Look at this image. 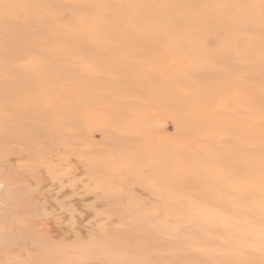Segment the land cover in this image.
Instances as JSON below:
<instances>
[{
    "label": "rangeland",
    "instance_id": "rangeland-1",
    "mask_svg": "<svg viewBox=\"0 0 264 264\" xmlns=\"http://www.w3.org/2000/svg\"><path fill=\"white\" fill-rule=\"evenodd\" d=\"M1 93L0 264H264V0H0Z\"/></svg>",
    "mask_w": 264,
    "mask_h": 264
},
{
    "label": "bare ground",
    "instance_id": "bare-ground-1",
    "mask_svg": "<svg viewBox=\"0 0 264 264\" xmlns=\"http://www.w3.org/2000/svg\"><path fill=\"white\" fill-rule=\"evenodd\" d=\"M185 5H189V4L186 3ZM19 13H20L19 14V16H20L21 13H24V12L20 11ZM13 19H15L14 16H12V18L10 20L18 22L17 20H13ZM23 19L26 20L25 16H24ZM28 23H30V22L28 21ZM8 24L9 25L21 26V24H15V23H11V22L8 23ZM173 24H176V23H173ZM52 27H55V26H52ZM177 28H180V27L177 26ZM51 29H57V27L51 28ZM50 44H52V43H50ZM1 106H4L7 109H10V110H13V111H17V117L16 116H12V117L10 116L9 120L0 119V121L3 122L2 124H0V146H1V143H5V142H6V144L10 143V144H14V145L17 144L19 146L22 145L23 147H21V148L17 147L18 149L16 150L17 151L15 153L16 155H20L21 152H26L27 158H30V159L34 160L37 157H39L40 154H41V152H40L41 148L38 149L37 145L35 144V141L37 139H40V136H41V134H40V132L38 130V127H37L38 120H37L36 115L38 116V111H39L38 108H36L35 105H33L31 102H28L27 104H24V103L18 101V98L15 99L12 96L6 97L4 95V93L0 94V109H1ZM4 115H8V114L5 113ZM15 119H17V120H15ZM27 128H29V130ZM23 129H27L28 132L24 133ZM11 130H14L16 132L12 133V134H7V135L4 134L7 131H11ZM41 151L44 152V150H41ZM1 159H3V158H1ZM47 174L49 175L50 180H54V181L58 180L57 183L59 184V186L63 185V181L62 180H63L64 177L62 175H59V173H52L51 170ZM24 181H26V180H24ZM74 182L75 181H70V184H72ZM21 183H23V182H21ZM3 187H5V186L0 184V193L2 192ZM80 187L83 190L87 191V192H99V191H103V188H104L101 185L98 186L97 184H91V183L90 184L89 183H84ZM109 193H106V194L104 193L102 195V198L104 200H107V201L109 200L110 201V198L107 199L108 196H109L108 195ZM4 203L5 202H2V200L0 199V210L5 205ZM56 205L58 206L59 210H63L64 209L65 211H67L69 213V218L68 219L71 220L72 225L76 223V221H77L76 217L77 216H75V214H74L75 212H74L73 207H71V209H70L67 205H65L64 203L62 204L60 202H57ZM106 207H107L106 212L105 213L101 212V214H105L104 217L106 219L104 218L105 219L104 224H103V220L100 219L99 223H98V227H102L103 228V225H105V222L110 221L113 217L116 218L117 223L114 226H113V224H110V225H112L113 228H116V230L120 229V228L122 229V228L134 223V220H133L132 216H130L129 214L128 215L127 214L123 215L117 209V207H115V204H113V205L106 204ZM35 212H37V214L36 215L34 214V217L37 218L38 221L40 220V222L41 221L44 222L47 219H49L50 216L52 217V215H54L52 212H50V209L48 210L47 208H45L43 206H38L37 207V211H35ZM98 214H100V213H98ZM98 214L95 213V215H94L95 218H96V216ZM37 219H36V221H37ZM40 222H39V225H41ZM82 222H84V221L82 220ZM132 229H134L133 226H132ZM0 232H1V230H0ZM21 239H22L21 235H18L17 238H16V240H18V241H20ZM25 249H26V247L24 245L22 247L20 246L18 250L22 252V251H25Z\"/></svg>",
    "mask_w": 264,
    "mask_h": 264
}]
</instances>
